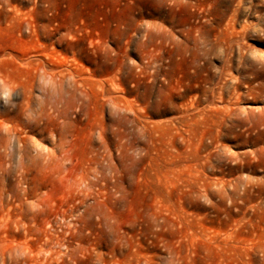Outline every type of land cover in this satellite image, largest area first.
I'll return each instance as SVG.
<instances>
[{"label": "rangeland", "instance_id": "1", "mask_svg": "<svg viewBox=\"0 0 264 264\" xmlns=\"http://www.w3.org/2000/svg\"><path fill=\"white\" fill-rule=\"evenodd\" d=\"M0 264H264V0H0Z\"/></svg>", "mask_w": 264, "mask_h": 264}]
</instances>
